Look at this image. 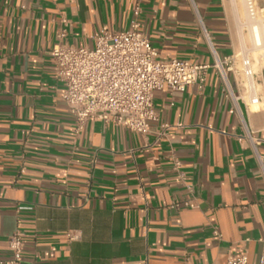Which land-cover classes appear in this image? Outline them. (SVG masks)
I'll return each mask as SVG.
<instances>
[{
    "label": "crops",
    "instance_id": "0c3cea01",
    "mask_svg": "<svg viewBox=\"0 0 264 264\" xmlns=\"http://www.w3.org/2000/svg\"><path fill=\"white\" fill-rule=\"evenodd\" d=\"M137 1L0 0V264L17 231L21 264H227L243 254L260 264L264 64L258 103L242 80L233 100L211 69L203 88L154 93L147 135L101 120L75 132L50 51L62 30L69 44L93 47L104 30L128 29ZM141 8L142 31L164 59L213 61L200 21L222 58L239 49L227 0Z\"/></svg>",
    "mask_w": 264,
    "mask_h": 264
},
{
    "label": "built area",
    "instance_id": "2783aa9c",
    "mask_svg": "<svg viewBox=\"0 0 264 264\" xmlns=\"http://www.w3.org/2000/svg\"><path fill=\"white\" fill-rule=\"evenodd\" d=\"M246 22L242 32L251 38L250 47L239 40L240 51L230 57L222 58L215 46L214 37L203 21L202 32L213 55L211 63H194L178 58L164 59L142 31L140 15L141 2L133 8V20L128 29L122 31L104 30L94 38V46H75L65 41L66 31L62 30L59 40L50 51L56 78L63 86L62 100L75 122V132H81L92 120H101L123 126L133 132L147 135L151 132V122L158 119L154 105V93L167 90L170 93L184 92L189 86L203 88L208 73L214 69L221 78L228 96L237 100L235 86L242 80V86L255 97L256 64L251 56L252 50L263 51L264 60V7L258 0H243ZM66 20L63 23L66 24ZM261 32V43L252 39V27ZM238 65L235 66V61ZM248 139L256 150L257 138L250 132ZM173 165L188 190L192 185L186 182L181 171V161L174 157ZM258 165L264 176V156L258 154ZM174 202L172 207L180 208ZM186 207L190 202L185 201ZM219 236V232L215 230ZM12 258L6 264H21L23 261L24 241L20 231L12 234L8 241ZM227 264H250L243 254L228 260ZM264 264V256L260 260Z\"/></svg>",
    "mask_w": 264,
    "mask_h": 264
},
{
    "label": "rangeland",
    "instance_id": "374dc122",
    "mask_svg": "<svg viewBox=\"0 0 264 264\" xmlns=\"http://www.w3.org/2000/svg\"><path fill=\"white\" fill-rule=\"evenodd\" d=\"M259 2H261V0H258V3ZM237 6H238L239 12H240V21L243 24L246 22V19H247L244 1L243 0H237ZM236 24H237V21H236ZM238 30H239V28H238ZM241 32H242V30H241ZM242 35H244V43L246 44L247 47H250V42H251L250 36L247 34L246 31H243ZM239 51H240V48L237 50V53ZM251 56L255 60L256 68H258L260 65L264 64V60L262 59L263 58V51L262 50H260V49L252 50Z\"/></svg>",
    "mask_w": 264,
    "mask_h": 264
},
{
    "label": "bare ground",
    "instance_id": "6f19581e",
    "mask_svg": "<svg viewBox=\"0 0 264 264\" xmlns=\"http://www.w3.org/2000/svg\"><path fill=\"white\" fill-rule=\"evenodd\" d=\"M228 2V9L230 10L231 16L234 18L235 23L237 21L236 27H237V34L239 35V39L241 41H244V35H242V22L240 21V12L239 8L237 6V0H227ZM239 28V30H238ZM252 39L255 43H261L262 37L259 27L253 26L252 27Z\"/></svg>",
    "mask_w": 264,
    "mask_h": 264
}]
</instances>
